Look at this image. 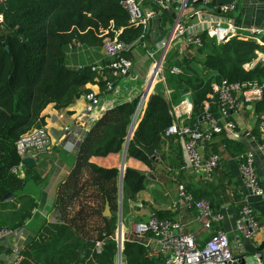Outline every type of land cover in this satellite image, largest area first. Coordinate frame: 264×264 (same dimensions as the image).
<instances>
[{
    "label": "trees",
    "instance_id": "obj_1",
    "mask_svg": "<svg viewBox=\"0 0 264 264\" xmlns=\"http://www.w3.org/2000/svg\"><path fill=\"white\" fill-rule=\"evenodd\" d=\"M120 1L9 0L7 5H0L4 16L0 21V228H23L37 206L25 194L18 197L28 180L37 179L35 174L22 177L16 172L22 162L16 148L19 138L45 126L43 111L49 104L64 110L91 92L87 85L100 77L94 69L99 64L93 61L103 56L102 66L111 63L100 53L105 39L118 37L130 44L144 34L143 27L128 26L129 15ZM202 38L205 43L199 51H208L202 62L207 74L200 78L178 61L170 63L168 69L169 83L176 90L180 88L178 96L190 91L194 104L190 123L201 120L206 102L210 103L209 111L219 116L217 99L208 96L215 82L264 83V65L257 64L249 71L244 67L257 57V50L264 51L256 40L234 37L221 43L207 34ZM173 66L179 67L180 73H171ZM105 72L111 75L110 68L106 67ZM164 88L158 84L149 98L128 147L129 156L144 161L152 170L160 161L153 160L141 146L155 147L156 153L163 154V135L174 122L172 104L165 98ZM139 102L135 98L108 109L83 135L77 144L75 166L58 189L59 220L46 224L25 245L21 264H116L121 171L101 167L91 159L122 151ZM256 111L264 114V96L257 101ZM123 183V200L135 199L146 189L147 176L129 167ZM186 189L191 193L187 186ZM10 192L14 199L2 200ZM206 197L199 195L195 199ZM17 201L21 203L19 207ZM107 202L112 210L110 216L104 215ZM98 241H104L103 249L97 248ZM123 254L127 264H164L162 257L149 256L142 240L126 241Z\"/></svg>",
    "mask_w": 264,
    "mask_h": 264
},
{
    "label": "crops",
    "instance_id": "obj_2",
    "mask_svg": "<svg viewBox=\"0 0 264 264\" xmlns=\"http://www.w3.org/2000/svg\"><path fill=\"white\" fill-rule=\"evenodd\" d=\"M183 1L173 0L166 9H163L162 13L157 14L150 21V25L144 31V34L137 41L130 43L134 45L131 51L126 52V57L134 62V68L130 75L114 79L115 84L112 90L107 89L106 81L102 78L103 75L101 73H99L100 77H96L95 82L87 85V88L91 91L89 94H95L99 98L98 104L91 112H88L89 94L82 95L75 103L64 110L57 109L55 103H51L43 111L45 126L49 129L53 141L51 153L40 156L35 160L34 171L25 163L21 170L22 177H29V175L34 177L36 175L37 179L28 180L24 191L18 195L19 197L25 194L33 198L37 202V206L33 209L31 218L25 221V226L18 230V234L14 238L11 237L6 243L0 244V264H7L8 257H12L14 246L19 245L24 249L25 245L34 240L37 232L43 229L46 224L58 222L60 199L58 189L67 179L76 163L78 143L73 148L70 147L69 143H74L78 140L76 134L82 133L84 135L87 131H90L109 108L140 98V94L151 76V70L157 61V56L165 39V33L176 18L173 17V14L177 15L182 8L186 9L182 15V21L193 28H208L215 19H225V21L234 23L237 27L244 29L252 27L264 28V0H216L217 3L211 4L212 11L200 9L203 4L192 5L189 3L187 7H184ZM143 4L146 9L156 10L159 8L158 4ZM232 4L236 6L232 11L223 12L221 10L222 5ZM123 29L122 27L121 30L116 31L117 34L122 32ZM261 39L262 43H259V41L258 43L264 46V35L261 36ZM176 41L165 57L166 61L161 72V78H164V81H159L155 85L156 88L158 84L162 83L164 85V96L171 102L172 106L178 105L185 96H190L187 93L179 97L177 90H180V88L176 90L169 83L168 69L170 65L168 58L172 57L170 63L178 61L183 68L189 71L193 70L195 75H199L200 78L208 73V71L203 69L202 63L208 51L202 52L199 49L203 47L192 46L185 50V55H181L180 49L184 47V41L182 39ZM262 51L257 50L258 55ZM100 53L103 55L102 51ZM258 55L252 62L244 65L246 70H248V64H253V68L257 64L264 65ZM186 57L191 60H186ZM102 59H104L103 56L96 58L93 63L102 66L100 63ZM159 69H161L160 64L153 70L155 78ZM170 72L172 73V69ZM104 73L106 74L105 71ZM101 83L104 84V87L101 86ZM186 87L190 89V86ZM147 103H144L145 105L142 107V112L134 126V132L140 124ZM256 103L257 101L245 103L241 110H236L230 114L229 119L236 121L240 137L233 138L232 133H227L226 131L216 132L213 134V138L204 146L203 153L206 156L213 153L221 155L218 166L212 172L196 171L188 165L186 154H184L185 136L182 135H163V151L165 152L160 155L156 153L160 162L155 170H152L144 161L129 156L128 149L125 151L126 143L119 153H112L105 157H92L91 161L101 167H115L120 169V171L123 167H125V170L132 167L141 171L146 170L148 174L152 173L155 175V177L147 176L146 189L142 190L135 199L130 197L127 201L124 199L122 206L118 201L116 214L118 227L116 234L118 239L119 218L122 217L120 228L122 247H124L126 241L139 240L136 238L134 231L136 224L150 218L151 215L157 216L159 214L161 217L179 220L182 223L181 230L193 234L200 245L206 244L221 228L228 233L235 256L248 255L246 247L242 243V237L239 236L238 228H236L240 207L244 203L250 204L257 211L258 218L264 224V195H255L244 184L242 173L240 172V165L245 152H255V170L264 189V155L258 151L257 147L260 134L259 119L264 114H259L256 111ZM211 105H214V103ZM190 121V119H185L184 123L193 129H197V127L204 129L206 126L204 116L196 123H190ZM66 125H70L73 129V134L69 137L64 133ZM227 141L232 143L227 145ZM180 184H185L191 189L194 197L199 195L207 196L206 199L210 200L215 210L223 211L224 218L214 222L210 228L204 227L200 220L198 221L197 219L198 211L195 208L185 206L184 202L179 198L178 187ZM132 201L141 205L136 206ZM17 204L19 207L21 203L17 201ZM143 241L146 249L149 248L150 245H147L148 239L146 238ZM251 241L255 247L263 244L264 231H260ZM261 255L262 258H257L259 264H264V249ZM116 264H127L123 248L121 254L120 249H118Z\"/></svg>",
    "mask_w": 264,
    "mask_h": 264
},
{
    "label": "built area",
    "instance_id": "obj_3",
    "mask_svg": "<svg viewBox=\"0 0 264 264\" xmlns=\"http://www.w3.org/2000/svg\"><path fill=\"white\" fill-rule=\"evenodd\" d=\"M9 0H0V5H7ZM173 0H121L120 4L126 9L129 18L128 26L133 28L143 27L144 31L148 29L150 21L163 12ZM143 3L158 4V9H146ZM184 7L189 3L211 5L213 0H184ZM235 4L223 5L221 10L223 12L232 11L235 9ZM186 9L182 8L176 15L173 23L166 32L165 39L163 40L162 48L157 56L151 76L147 81L146 86L140 94V102L134 115L135 124L139 119L142 112V107L149 100V96L155 92V85L159 81H164L161 78V72L165 64V57L171 50L173 44L178 39L184 41V47L180 49V54L185 55L186 49L189 47H203L205 41L202 38L203 34H207L211 39H216L221 43H228L234 37L244 40H256L262 43L261 36L264 35V28L252 27L244 29L237 27L234 23L225 21V19H215L213 24L205 27H191L182 21V15ZM3 14H0V21H3ZM134 45L120 40L118 37L114 39H105L102 52L105 58L111 59L109 66L111 75L105 74V68L101 65L94 67L99 73L103 75L102 78L106 81L107 89L114 88V79L123 78L130 75L134 68V62L123 55V52H129ZM258 55V53H257ZM261 62H264V51L259 53ZM160 64L161 69L157 71V77L153 70ZM254 65L248 64L247 69L252 70ZM180 72L179 67H173L172 73L177 74ZM113 77V78H112ZM112 78V79H111ZM262 85L257 83H231L228 80L215 82L213 84V93L210 94L212 100L217 99L218 115L214 116L209 111V102H206V109L204 119H206V126L204 129H193L184 123L185 119H191L194 111V104L190 97L185 98L172 106L171 113L174 117V122L167 128L165 134L168 136L182 135L185 136L184 154H186L187 163L190 167L198 170L212 172L219 164L221 155L213 153L206 156L203 153V148L207 142L213 138L216 132L226 131L232 133L233 138L240 137L237 131L236 121L229 119L230 114L236 110H241L245 103L258 101L263 98ZM190 96V93H188ZM88 112H91L99 102V98L95 94H89ZM134 124V126H135ZM64 133L67 137L73 134V129L70 125L64 127ZM259 139L258 151L264 155V115L259 119ZM78 140L74 143H69L73 148L83 138V134H76ZM52 137L49 129L46 126L34 128L28 133L22 135L16 143L17 152L22 158L20 166L16 172L22 176L21 170L25 166L23 158L32 156L35 160L43 155L51 153ZM255 152L248 151L243 155V160L240 165V172L244 184L253 191L256 195H264V189L261 185L257 171L255 170ZM179 198L184 202L185 206L195 208L198 211L197 219L203 224L204 227L210 228L214 222H218L224 218L223 211L215 210L206 198L195 199L194 195L187 191L185 184H180L178 187ZM240 212L236 221V228H238L239 236L253 239L260 231H264V224L260 221L257 211L253 209L248 203H244L240 207ZM182 223L179 220L166 218L159 219L157 216H151L146 221L136 224L134 231L136 238L139 240H146L150 257H162L164 264H238L240 256H235L228 233L219 228L210 240L204 245H200L196 237L181 230ZM18 234V230L9 228H0V244L6 243L11 237L14 238ZM152 239V240H151ZM104 241L97 242V248L103 249ZM23 247L16 245L12 251V257H8L7 264H21L24 260L22 254ZM261 253H257L256 257L261 258ZM1 257V253H0Z\"/></svg>",
    "mask_w": 264,
    "mask_h": 264
},
{
    "label": "water",
    "instance_id": "obj_4",
    "mask_svg": "<svg viewBox=\"0 0 264 264\" xmlns=\"http://www.w3.org/2000/svg\"><path fill=\"white\" fill-rule=\"evenodd\" d=\"M217 3L216 0H213V4ZM223 6V5H222ZM200 9H206V10H211V5H202L200 6ZM173 17H176V14H173ZM166 35V33H165ZM81 71H84V68H80ZM152 94L149 96V98L151 99ZM110 109V108H109ZM134 124L135 122L132 123L129 133L127 135V142L125 145V151H127L128 147H129V143L132 140V136H133V132H134ZM141 148L147 153V155H149L150 157H152L153 160L158 161V156L156 155V150L155 147L153 148H148L145 146H141ZM23 162L26 163L28 166L33 167L36 164L35 159L32 156H27L25 158H23ZM139 173L141 175H145L148 176L150 175L151 177H155L154 174L149 173L146 170H138ZM124 173H125V167L121 168V177H120V191H119V203L122 206L123 205V188H124V183H123V177H124ZM206 173V172H205ZM14 195L13 193H8L6 194L2 200L6 201V200H12L14 199ZM132 203L136 206H140L141 204L137 203V202H133ZM112 214L111 211V207L109 202L106 203V207H105V211H104V215L105 216H110ZM121 223H122V217L119 218V237H118V242H119V249H120V254L122 252V236L120 233V228H121ZM242 243L244 245V247H246V250L248 252V255H241L238 264H259L258 258L256 257V254L258 252H262L264 249V243L255 247L253 242L251 241V239L247 238V237H242ZM262 258V256H261Z\"/></svg>",
    "mask_w": 264,
    "mask_h": 264
},
{
    "label": "rangeland",
    "instance_id": "obj_5",
    "mask_svg": "<svg viewBox=\"0 0 264 264\" xmlns=\"http://www.w3.org/2000/svg\"><path fill=\"white\" fill-rule=\"evenodd\" d=\"M168 57H169V56H168ZM171 58H172V57H170V58L167 59V60H169V61H168L169 64H170V61H171L170 59H171ZM167 67H168V65H167ZM168 68H169V67H168ZM151 216H152V215H151ZM146 220H147V219H146ZM146 220H144V221H146Z\"/></svg>",
    "mask_w": 264,
    "mask_h": 264
}]
</instances>
